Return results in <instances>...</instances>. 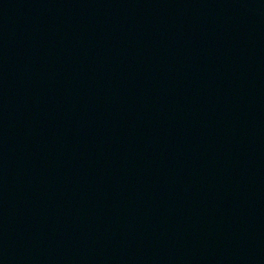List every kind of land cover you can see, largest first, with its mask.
<instances>
[{"label": "water", "instance_id": "water-1", "mask_svg": "<svg viewBox=\"0 0 264 264\" xmlns=\"http://www.w3.org/2000/svg\"><path fill=\"white\" fill-rule=\"evenodd\" d=\"M0 264H264V0H0Z\"/></svg>", "mask_w": 264, "mask_h": 264}]
</instances>
